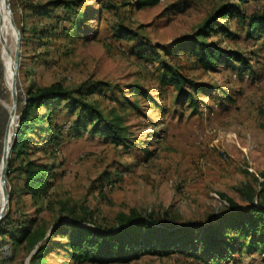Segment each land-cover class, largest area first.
<instances>
[{"label":"rangeland","instance_id":"374dc122","mask_svg":"<svg viewBox=\"0 0 264 264\" xmlns=\"http://www.w3.org/2000/svg\"><path fill=\"white\" fill-rule=\"evenodd\" d=\"M10 1L22 34L18 97L30 86L56 81L68 88L105 82L110 86L86 100L107 119L121 118L129 132L120 144L89 132L76 138L68 135L70 122L65 121V135L57 147L32 144L24 156L54 164L57 172L47 197L35 200L27 194L18 171L7 179L5 173L0 175L13 194L5 218L14 231L0 234V264H76L60 244L66 237L50 239L60 216L114 226L136 212L182 224L202 222L226 210L225 196L242 206L264 204V37H249L241 18L232 15L219 19L228 32L213 33L207 41L240 51L249 66L219 63L206 69L184 49L176 54L183 38L197 35L223 4L238 0H160L142 9L134 5L136 0H84L80 10L89 12L79 22L32 16L25 8L50 0ZM239 5L250 15L264 9V0ZM4 19L0 0V167L13 105L17 43ZM120 24L149 42L147 56L136 55L138 40L114 36ZM40 27H46L45 35L40 36ZM161 60L176 64L192 80L189 90L196 101L161 83ZM17 122L15 115L10 144ZM33 136L40 141V136ZM11 159L15 166L24 161L13 152ZM2 205L0 191V209ZM248 242L239 237L241 250L216 264H264V244L249 251ZM108 264L215 263L176 251Z\"/></svg>","mask_w":264,"mask_h":264},{"label":"trees","instance_id":"16d2710c","mask_svg":"<svg viewBox=\"0 0 264 264\" xmlns=\"http://www.w3.org/2000/svg\"><path fill=\"white\" fill-rule=\"evenodd\" d=\"M238 1L247 3L249 0ZM83 2L84 0H50L46 4H25V8L32 16H55L58 20L63 16L64 19L79 22L80 18L89 12L88 8L83 12L80 10ZM159 2L160 0H136L134 5L142 9L155 6ZM239 3L223 4L205 21L197 35L181 40L182 44L176 49V54L184 49L185 52L195 55L200 66L206 69H212L219 63L231 66L238 62L242 68L249 66L240 51L226 49L216 41H207V37L213 33L228 32L219 19L232 15L241 18L249 37L256 34L264 37V9L247 15L240 9ZM57 26L54 29H57ZM40 28V36L45 35L46 27ZM62 31L67 32V27L62 26ZM114 31L117 38L138 40L136 55L139 57L143 58L149 54V42L141 40L136 30L120 24ZM161 64V83L174 86L180 96L196 101L197 99L193 98L194 92L189 90L193 82L182 73L179 66L166 60H161ZM109 86L98 81L68 88L61 81H56L43 87H28L25 95L18 98L21 121L13 149V153L24 161L15 166L14 161L10 160L8 178L11 172L18 171L27 194L35 200L47 197L57 173L54 164L29 159L24 155L30 153L28 148L38 142L42 143V149L51 144L57 147L65 135V121L70 122L69 136L80 138L89 132L117 144L124 143L129 131L128 126L123 125L122 119H107L101 110L86 100V96L102 92ZM33 135L40 136V141H35ZM148 155H151L150 151ZM11 198L13 199L12 193ZM225 201L226 210L211 215L202 222L187 221L182 224L170 223L153 214L143 216L136 212L121 218L114 226L88 222L81 216H60L52 227L50 239L66 237L60 244L76 264L128 262L144 253L164 254L176 251L206 258L216 264L223 259L227 261L232 253L241 250V244H237L241 236L249 238V251L258 250L260 245L264 244V204L250 203L242 206L227 196ZM7 220H2L0 234L14 232L7 227ZM47 241L41 246L37 257L45 250Z\"/></svg>","mask_w":264,"mask_h":264},{"label":"water","instance_id":"95a60500","mask_svg":"<svg viewBox=\"0 0 264 264\" xmlns=\"http://www.w3.org/2000/svg\"><path fill=\"white\" fill-rule=\"evenodd\" d=\"M8 4L11 5L10 0H8ZM14 25L17 29V43H16V54H15L16 66H14V69H13V78H12V85H11L12 96H13V105H12V108L10 110V113H11V118L13 115L16 114V116L18 118V122H17V126H16L14 142L10 148L7 147V139L9 137V130H10V120L7 124L6 131H5V138H4L5 140H4L2 161L5 165V177L6 178H7L6 173H8V168H9V164H10V160H11V159H9V155L12 154V152H13V149H14V146L16 143V139H17V129H18L20 121H21L20 115L17 114L16 112H17L18 98H19L18 94H17V78H18L19 66H20L19 59H20L21 44H22V34H21V30L18 28L15 21H14ZM4 190L6 192V201L4 202L2 208L0 209V224H1L2 220L5 218V216L7 215V212L9 209V203L11 200V193H10V191H8L7 185H4Z\"/></svg>","mask_w":264,"mask_h":264},{"label":"bare ground","instance_id":"6f19581e","mask_svg":"<svg viewBox=\"0 0 264 264\" xmlns=\"http://www.w3.org/2000/svg\"><path fill=\"white\" fill-rule=\"evenodd\" d=\"M2 1V12H3V19L5 18V19H7V21H8V23H9V27H10V29L12 30H9V32L10 33H12L13 32V34L15 35V38H16V40H17V29H16V27H15V25H14V21H15V19H14V15H13V12H12V8H11V5H9L8 4V0H1ZM4 19V20H5ZM6 28H8V26L6 25ZM15 66H16V61H15ZM20 67V66H19ZM12 78H13V73H12V75H11V83H12ZM16 115V114H15ZM15 115H13L12 116V118L10 119V130H9V137H8V139H7V147L8 148H10L11 146H12V144H10V133H11V124H12V122H13V120H14V117H15ZM4 138H5V134H4ZM5 140V139H4ZM11 155L12 154H10L9 155V159H11ZM5 173V165H4V163L2 162V165H1V167H0V175L1 174H4ZM8 173H6V175H7ZM5 179H7L6 177H5ZM4 185H6L5 184V182H4V180H3V178L2 179H0V191L2 192V195H3V204H4V202L6 201V192H5V190H4ZM3 206V205H2Z\"/></svg>","mask_w":264,"mask_h":264},{"label":"built area","instance_id":"2783aa9c","mask_svg":"<svg viewBox=\"0 0 264 264\" xmlns=\"http://www.w3.org/2000/svg\"><path fill=\"white\" fill-rule=\"evenodd\" d=\"M226 202V201H225Z\"/></svg>","mask_w":264,"mask_h":264}]
</instances>
